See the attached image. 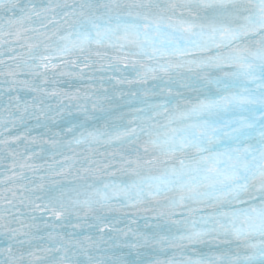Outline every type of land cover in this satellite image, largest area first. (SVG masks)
Returning <instances> with one entry per match:
<instances>
[{"label":"snow or ice","instance_id":"snow-or-ice-1","mask_svg":"<svg viewBox=\"0 0 264 264\" xmlns=\"http://www.w3.org/2000/svg\"><path fill=\"white\" fill-rule=\"evenodd\" d=\"M0 264H264V0H0Z\"/></svg>","mask_w":264,"mask_h":264}]
</instances>
